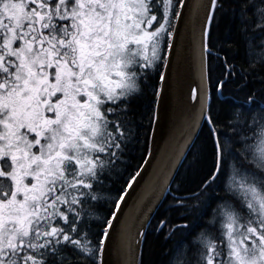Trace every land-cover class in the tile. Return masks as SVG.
Masks as SVG:
<instances>
[{
  "label": "snow or ice",
  "instance_id": "1",
  "mask_svg": "<svg viewBox=\"0 0 264 264\" xmlns=\"http://www.w3.org/2000/svg\"><path fill=\"white\" fill-rule=\"evenodd\" d=\"M0 264H264V0H0Z\"/></svg>",
  "mask_w": 264,
  "mask_h": 264
},
{
  "label": "water",
  "instance_id": "2",
  "mask_svg": "<svg viewBox=\"0 0 264 264\" xmlns=\"http://www.w3.org/2000/svg\"><path fill=\"white\" fill-rule=\"evenodd\" d=\"M166 111H167V108L162 109V113H163V112H166Z\"/></svg>",
  "mask_w": 264,
  "mask_h": 264
}]
</instances>
